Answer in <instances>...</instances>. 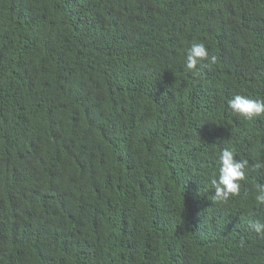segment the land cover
Masks as SVG:
<instances>
[{
  "label": "trees",
  "instance_id": "obj_1",
  "mask_svg": "<svg viewBox=\"0 0 264 264\" xmlns=\"http://www.w3.org/2000/svg\"><path fill=\"white\" fill-rule=\"evenodd\" d=\"M237 94L264 100V0H0V264H264ZM224 148L250 167L216 202Z\"/></svg>",
  "mask_w": 264,
  "mask_h": 264
},
{
  "label": "clouds",
  "instance_id": "obj_2",
  "mask_svg": "<svg viewBox=\"0 0 264 264\" xmlns=\"http://www.w3.org/2000/svg\"><path fill=\"white\" fill-rule=\"evenodd\" d=\"M207 60L210 64H215L217 57L209 55L204 43H192L188 48L184 60L185 71L198 72L197 65L200 61ZM228 108L236 115L245 120H253L264 114V100L253 99L246 95L237 94L228 100ZM218 175H214L211 184L214 189L213 200L216 202H226L229 197L238 195L240 192V182L245 179V170L249 169L247 159H237L229 148H224L219 157ZM264 168V164L255 163L251 165L252 171ZM254 200L259 205H264V183L255 185ZM250 231L260 237H264V221L260 219L248 222Z\"/></svg>",
  "mask_w": 264,
  "mask_h": 264
}]
</instances>
